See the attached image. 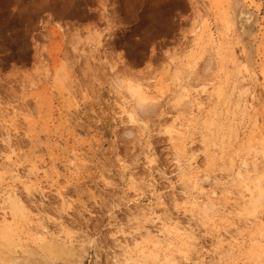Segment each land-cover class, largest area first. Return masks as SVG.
<instances>
[{
  "label": "rangeland",
  "instance_id": "obj_1",
  "mask_svg": "<svg viewBox=\"0 0 264 264\" xmlns=\"http://www.w3.org/2000/svg\"><path fill=\"white\" fill-rule=\"evenodd\" d=\"M9 1L0 0V264H264V201L253 204L264 191V0L241 3L237 30L225 0ZM177 77L207 90L193 93L190 113L178 109ZM141 85L157 107L132 123L122 111ZM252 90L262 95L253 110ZM256 156L257 171L236 177ZM12 189L38 237L22 213L12 221ZM188 195L215 208L204 214ZM156 217L178 225L158 244L147 240L164 238Z\"/></svg>",
  "mask_w": 264,
  "mask_h": 264
},
{
  "label": "bare ground",
  "instance_id": "obj_2",
  "mask_svg": "<svg viewBox=\"0 0 264 264\" xmlns=\"http://www.w3.org/2000/svg\"><path fill=\"white\" fill-rule=\"evenodd\" d=\"M226 1V3H227V6H228V8L230 9L229 10V13L228 14H226V15H230V17L228 16V20H227V23H228V25L229 26H227L228 28L230 27L231 29H235V30H237V28H236V26H237V15L239 14V9L241 8L240 6L242 5L241 3L243 2V1H245V0H225ZM9 0H2V3H3V8H6L7 9V5L9 4ZM228 11V10H227ZM225 17V16H224ZM226 21V20H225ZM233 27V28H232ZM234 31V30H233ZM235 32V31H234ZM237 32V31H236ZM218 47V46H217ZM225 51V50H224ZM205 52V51H204ZM202 53H203V51H202ZM209 52H207V54H208ZM213 54V53H212ZM211 54V55H212ZM218 54V53H217ZM211 55H209V57L207 58V59H210V62L208 61V63L207 62H205L206 64L205 65H202L203 67H202V69H204L203 71H205L206 69H208L209 68V66H211V64H212V61H211V59H212V57H211ZM220 55V54H219ZM221 58V57H220ZM247 59H248V61H249V59H250V55L248 54V52H247ZM207 61V60H206ZM194 64H197V62H195ZM189 65V67L191 68V67H193V64H188ZM200 65V64H199ZM198 65V66H199ZM189 67H188V69H189ZM196 69V68H195ZM196 71V70H195ZM176 82L179 84V90H178V92H177V100L176 101H178V103H179V107H178V109H179V111H181V113L182 114H184V113H190V111H192L191 109V106H193L194 105V101L192 100V96H193V93H196V95H201V97H203L204 95H206L207 93H206V91L207 90H203V91H194V92H191L190 91V88H193V86L191 85V84H186V86H184L183 84H182V80L179 78V77H177L176 79ZM135 86V85H134ZM195 86V85H194ZM128 93L131 95V97L135 100V103H133L134 104V106H133V108L132 109H129V110H123L122 112H125V114H126V116L128 115V118L130 119V122L132 121V123H134V122H137V121H139V119H140V117H142L141 115H145L146 116V114H152L153 112H155V108L157 107V103H154V102H152V97H150V93H151V88L148 86V85H141V86H137V87H129L128 88ZM204 94V95H203ZM209 95H212V94H210L209 93ZM209 95H207V96H209ZM206 96V97H207ZM247 96L249 97V99L250 100H248L249 101V104H247V103H245V107L246 108H251L252 110L256 107V106H259L260 105V102H261V99H262V95H261V93H258V92H256V90H252L251 92H249L248 94H247ZM204 98H205V96H204ZM209 98V97H208ZM207 98V99H208ZM201 99V98H200ZM196 101H198V100H196ZM202 101H204L203 100V98H202ZM133 102V101H132ZM205 103L206 102H208L207 100L206 101H204ZM201 104V103H200ZM200 104L198 105V106H200ZM195 106V105H194ZM122 107V106H121ZM201 107V106H200ZM124 108V107H123ZM122 108V109H123ZM141 120H142V118H141ZM140 120V121H141ZM176 121V120H175ZM178 123H180L181 124V122H178ZM179 124V125H180ZM174 125V124H173ZM210 126H212V125H210ZM180 127V126H179ZM170 133H172V134H177V133H180V132H178V130H177V128H174V127H172V128H170V131H169ZM183 133V132H182ZM181 135V134H180ZM178 137V136H177ZM258 148V147H257ZM255 151H257V150H254V152ZM8 159V158H7ZM11 159V158H10ZM258 160H259V156H256V157H254L252 160H251V162L249 163V159L248 160H246V161H244V166L243 167H241L240 168V170H239V172H237V175H236V177H238L239 179H242L243 177H244V175H245V172H247V173H249L250 172V168H252L254 171H257V168H258ZM11 161V160H10ZM9 161V162H10ZM10 163H12V165H13V162L11 161ZM15 165H16V163H15ZM33 165V164H32ZM17 166V165H16ZM188 166V165H187ZM13 167H14V165H13ZM18 167V166H17ZM33 167V166H32ZM19 168V167H18ZM18 168H14L13 170H11V172L13 173V175L15 176V177H17V178H19L20 177V174H19V171H18ZM35 168H36V166H35ZM2 169V168H1ZM196 169V168H195ZM34 169L32 168V171H33ZM2 171V170H1ZM31 171V172H32ZM6 172V171H5ZM10 172V171H9ZM8 172V173H9ZM10 172V173H11ZM190 172V171H189ZM30 174V173H29ZM33 174V173H32ZM11 175V174H10ZM31 176V175H30ZM34 176V175H33ZM246 176V175H245ZM246 179V178H245ZM189 181H187V179H186V181H187V183L188 182H190V184H191V186L188 184V186H190V187H192V189L193 190H195V191H198V192H200V193H202V191H204V186H203V182H202V180H198L196 177H190L189 179H188ZM203 181H205V180H203ZM207 181H208V179H207ZM206 181V182H207ZM239 183L241 182V181H238ZM205 183V182H204ZM27 187V186H26ZM245 188H247L248 190L250 189L247 185H245L244 186ZM189 188V187H188ZM191 189V188H190ZM190 191H192V190H190ZM193 192V191H192ZM211 192V191H210ZM216 192H217V190H214L213 191V193L214 194H216ZM259 194L257 195H254V196H256L255 198H254V202H253V204L256 206V207H258V206H260V205H258V204H262V202L264 201V191L261 189V190H259ZM191 193V192H190ZM253 194V193H252ZM200 196V195H199ZM206 196V195H205ZM188 199H189V203H191V206L194 208V209H199L202 213H204V214H209L214 208H215V206H214V204H210V203H208V204H205L204 206H203V208H201L200 207V205H197V202L195 201V198H193V199H190L191 197L188 195V197H187ZM5 200H7L9 203H11V206H12V209H11V216H12V221H14V222H16V220L18 219L17 218V215H18V213H22V215H24L25 216V219H26V222H27V224H28V226L29 227H31L32 228V230H36L35 231V235L37 236V234L38 235H40L39 234V226L38 225H34L35 224V218L33 217V216H31L26 210H25V206H24V204L22 203V201L17 197V195H16V191L14 190V189H12L10 192H8L7 194H6V198H5ZM6 201V202H7ZM210 202V201H209ZM253 205V207H255ZM258 205V206H257ZM223 210L225 211L226 209H222V212H223ZM144 211V210H143ZM200 212V213H201ZM226 212V211H225ZM224 213V212H223ZM2 214H3V230H2V233H4V235L3 236H6V232L8 231L9 232V230L8 229H11V227H12V224L14 223V222H9L8 220V216H10L9 215V212H7L6 211V209H4V213L2 212ZM147 214V213H146ZM149 214V213H148ZM150 214H154L153 212H151ZM145 215V214H144ZM151 221H157V222H160V224L162 225V228H163V230H161V234L160 235H162L164 238H162V239H160L159 238V236H157V237H150V234H148V237H149V239L147 238V240L149 241L150 240V242H153V243H156V244H158V243H160L162 240H164L167 236H170L171 234H172V232L174 231V229L175 228H178V225L176 224V223H174V224H176L177 226H175V228H173V227H171V226H169L168 225V223L167 222H165V221H163L161 218H159V217H156V218H153ZM262 228H263V230H264V222H263V224H262ZM46 230V229H45ZM28 231V233L30 232L29 230H27ZM42 231V230H41ZM237 231V230H236ZM34 232V231H33ZM239 232V231H238ZM237 232V233H238ZM7 234H9V233H7ZM31 234V233H30ZM29 234V235H30ZM230 234V233H229ZM236 234V233H235ZM238 234H240V232L238 233ZM28 235V236H29ZM44 235V234H43ZM146 235V234H145ZM227 235V234H226ZM32 237H34V236H30L29 238H32ZM38 237V236H37ZM45 239H48V236H43ZM52 237H54V236H52ZM226 237V236H225ZM231 237V236H230ZM17 238H19L20 239V237H17ZM43 238V239H44ZM223 238H224V236H223ZM19 239H17V241L19 242ZM39 239H41V237L39 238ZM43 239H41V240H43ZM44 239V240H45ZM55 239V238H54ZM224 240V239H223ZM222 239L219 241L221 244L223 243L222 241H223ZM218 242V243H219ZM236 242V241H235ZM19 243H21V242H19ZM53 243H55L56 245H57V243H58V241L57 240H53ZM52 244V243H51ZM59 244V243H58ZM10 245V244H9ZM233 245V244H232ZM51 246V245H50ZM52 247V246H51ZM232 249V248H231ZM125 251H126V253H131L132 251H131V249L129 248V247H126L125 248ZM204 260V259H203ZM12 262H16L15 264H18L19 262L18 261H12ZM25 264H30V262L28 261V262H24ZM23 263V264H24Z\"/></svg>",
  "mask_w": 264,
  "mask_h": 264
}]
</instances>
